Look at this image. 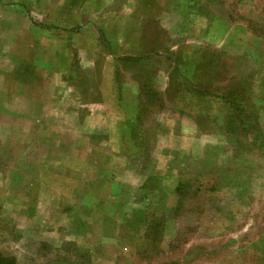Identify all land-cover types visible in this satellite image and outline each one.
I'll return each instance as SVG.
<instances>
[{"label":"rangeland","instance_id":"rangeland-1","mask_svg":"<svg viewBox=\"0 0 264 264\" xmlns=\"http://www.w3.org/2000/svg\"><path fill=\"white\" fill-rule=\"evenodd\" d=\"M264 264V0H0V258Z\"/></svg>","mask_w":264,"mask_h":264},{"label":"trees","instance_id":"trees-1","mask_svg":"<svg viewBox=\"0 0 264 264\" xmlns=\"http://www.w3.org/2000/svg\"><path fill=\"white\" fill-rule=\"evenodd\" d=\"M0 264H15V261L12 259L0 258Z\"/></svg>","mask_w":264,"mask_h":264}]
</instances>
